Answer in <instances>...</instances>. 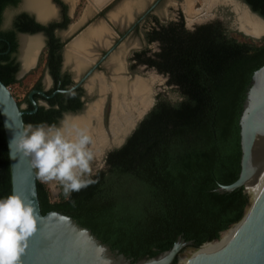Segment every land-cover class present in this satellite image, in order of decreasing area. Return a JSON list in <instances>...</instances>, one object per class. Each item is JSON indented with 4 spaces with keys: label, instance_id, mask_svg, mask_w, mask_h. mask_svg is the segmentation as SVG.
<instances>
[{
    "label": "trees",
    "instance_id": "obj_1",
    "mask_svg": "<svg viewBox=\"0 0 264 264\" xmlns=\"http://www.w3.org/2000/svg\"><path fill=\"white\" fill-rule=\"evenodd\" d=\"M52 1L60 9L59 21L41 24L24 12L5 31V11L21 0H0V80L11 90H23L25 98L18 104L25 105V112L34 111L29 98L33 91L48 97L63 91L49 99L34 95L39 109L24 116L25 125L58 124L85 108L84 90H71L75 86L71 74L63 73L65 43L57 34L75 18L65 2ZM242 2L264 20V0ZM155 23L159 29L147 34L146 40L149 46L159 44V51L151 54L147 47L136 53L132 68L144 66L164 76L180 100L172 102L158 94L152 110L125 143L108 152L105 168L92 177L98 182L73 192L71 200L64 198L61 187L53 198L39 178L37 184L43 216L57 212L74 219L132 264L172 250L179 238L192 243L185 249L195 252L218 242L252 204L244 188L223 194L219 188L233 185L241 174L240 120L252 78L264 67V38L231 31L220 20L189 30L182 14L176 22L161 25L155 18ZM18 34L46 38L39 64L29 73L31 77L41 72L32 85H25L28 75L18 79L22 70ZM46 74L53 81L49 89L44 85ZM9 195L10 162L0 115V198ZM183 253L173 264H179Z\"/></svg>",
    "mask_w": 264,
    "mask_h": 264
},
{
    "label": "water",
    "instance_id": "obj_2",
    "mask_svg": "<svg viewBox=\"0 0 264 264\" xmlns=\"http://www.w3.org/2000/svg\"><path fill=\"white\" fill-rule=\"evenodd\" d=\"M245 8L256 19L264 23V20L254 14L247 5ZM240 32L245 36H250L243 31ZM251 37L261 40L264 35ZM29 72L21 70L18 79ZM48 79L52 83L49 76ZM79 86L78 84L71 90ZM62 92L58 90L48 97L44 92L33 91L29 98L34 111L25 112L23 107H19L11 89L0 80V115L7 146L13 133L18 134L22 131L25 125L24 116L35 114L38 111L39 106L34 101V95L39 94L49 99ZM152 108L153 105L144 116ZM6 122L11 126V130L5 128ZM240 127L241 174L233 185L219 188L222 194L240 188H244L248 194H251V190L259 185L264 176V67L252 78ZM9 162L12 195L20 197L26 203H31L38 221V230L28 241L26 253L21 257V264H132L131 260L124 255L114 253L109 246L103 244L90 230L80 226L74 219L57 212L43 216L38 196V177L29 159L18 155L16 160L9 159ZM232 229L236 230L232 238L221 247L209 249L200 254L201 249L209 245L206 244L187 260H179V264H264V188L257 197L252 198L248 212ZM191 245L192 243L179 238L172 250L156 258L141 260L134 264H173L182 250Z\"/></svg>",
    "mask_w": 264,
    "mask_h": 264
},
{
    "label": "rangeland",
    "instance_id": "obj_3",
    "mask_svg": "<svg viewBox=\"0 0 264 264\" xmlns=\"http://www.w3.org/2000/svg\"><path fill=\"white\" fill-rule=\"evenodd\" d=\"M113 1H115V0H113ZM162 1H161V3L159 1L160 4L158 3L155 5V6L158 5V7L160 8V11H157V13L159 15H164L163 17H166V18H168V20H170V19L175 18L174 14L177 12V10L178 11L179 10L184 11L185 17H186V24H187L188 29H190V30H193L194 27L197 26L198 24H206V23L211 22L213 20L220 19V20H224L227 22V25L229 26V29L231 31H235V32H239V33H241L240 31H244L247 34H250L251 36L258 37V36H255L254 34L250 33L249 31H251V29L249 27L245 26L242 23V20H240L241 14L239 15V13H241V12H240V10H237V8H238V6H240V9H243V8L245 9L244 3L240 0H180V1L179 0H169V1H164L163 3H162ZM67 2L71 5L72 13L78 7V16L75 17L74 22L70 27V30L61 35L63 38H67L69 36V34L71 32H73V29L79 24L80 21L87 19L86 17L83 18V15H85V13H89L90 11H95V9L89 3L88 0H67ZM110 2H108L105 5V7L107 5H109ZM39 3L43 4L42 6L47 5L46 12L41 10V9L39 10L40 12L38 10H35V6L37 8H40ZM51 5L52 4L50 3V0H48V1H46V0H23L22 3L17 8H8L5 11L2 29L7 30V29L12 28L13 21L19 13L31 12V10H33V12H36V14L40 15L41 17L46 18V19H44L45 22H49L50 20H56L57 18H60L58 10L56 11V14L54 16L49 17V15L47 14L48 13L47 10L50 11L51 9H53L52 8L53 6H51ZM229 9L232 11V13L234 12V15L229 12ZM222 11L223 12L225 11L227 13L226 16H223V13H221ZM53 12L55 13L54 10H53ZM99 25H103V24L100 23ZM109 31H110L109 32L110 36H112V37L116 36L117 37V35L114 34L112 29ZM262 35H264V33ZM262 35H260V36H262ZM251 36H247V37L252 38ZM252 39L257 40V38H252ZM102 40H104V38H102L101 41ZM20 41H21L20 49H19L20 52L18 55H19V60L22 64V71L25 70V72H28V71L31 72L34 69H36L38 64H39V60H40V57L42 55V51L45 47V42H46L45 37L42 34H38L35 36L26 35V36L20 37ZM134 45L137 48L141 46V44L138 43V40L136 41V43H134ZM154 48H155V51H158L156 46H154ZM119 56H121V54H119ZM66 57H67L66 63H68L69 58H68V56H66ZM119 64L122 67H124L126 64V59H125V61H124V59H120ZM125 68L127 69V66H125ZM139 69L140 70H138V72L135 73V76H133V77H135L134 80H136L138 78L146 80V82L148 83V85L151 88V94H150L151 99H150V101H153L154 98H156V96L160 93L165 94L166 97L172 102H177L180 100V96L178 95V93L175 92V90L173 88H170L167 86V78L159 75L157 72L151 71L150 69H148L147 67H144V66H141ZM122 70H123V74H124L123 77L126 75L125 77H126L128 83H130L131 81H134V80L130 79V75L127 76V72L125 69H122ZM29 73L26 74L24 77H20L19 79H24L27 75L28 76L30 75ZM40 73L41 72H39L37 75L31 76V77L29 76L27 78V80L25 81V85L26 84L27 85L34 84L37 81L38 77L40 76ZM119 79H120L119 77L113 78L112 79L113 85L117 84L119 82ZM44 85L46 86L47 89L51 88L52 83H51L50 79H47L46 82H44ZM102 89H104V88H102ZM11 91L14 94L17 102H20L25 98L26 94L22 93V91H23L22 89L15 87ZM101 94H102L101 97L103 99L105 98V100L107 99L108 102L106 105L102 106V108L98 114L94 113V111L97 110L96 109L97 107L95 106V104L93 105V103H90L89 106L93 105L95 107V108L93 106L91 107V109H93V111L90 115H89V113L87 114V112L89 111V109L87 108L88 110H86L85 112H82L78 115L77 114L71 115V117H67L69 122L72 123L75 120L89 118L90 121L92 122L91 123L92 128L95 129L97 126L93 124L94 120H97L99 122V119L104 116V114L107 110V107L111 108L113 106V111H114V107H115V101H114L115 94L114 93L108 94V93L102 92ZM116 96L118 97V95H116ZM130 96L125 95L123 97L121 96V98H119L120 97L119 96L118 98L121 99L119 101V104L126 103L127 105L128 104L134 105V102H133L134 97H132V94H130ZM128 97H130V98H128ZM129 100H131V101H129ZM155 101H153V103ZM23 109H25V105H23ZM113 111L112 110L110 111V115H111V113L113 115ZM130 112H131V114H133L132 116L131 115L130 116L134 119L135 115H134V112L132 111V109ZM143 117H144V115H143ZM111 118H113V117L109 116V121H108L109 123H108L107 127L104 125L103 119H102L103 123L100 124L101 125L100 126L101 131L104 134L105 144H104V147L101 149L100 153H98L97 149L94 146V150L97 153V160L93 164V175H95L98 171L103 170L105 168V159H106L108 152H110L113 149L121 147L125 143L126 139L136 129V126L138 125V121L141 117L138 118L137 121H135L132 124L131 129L125 135H123V136L121 135L120 137L115 136V134L111 130V120H110ZM105 124H106V122H105ZM93 145H94V140H93ZM46 185L49 187L53 198H56L60 193V186L54 182L50 183V184H46ZM226 234L227 233L223 234L222 238L224 236H226ZM183 250H184V253L180 256V259H179L180 261H185L188 258H190L193 254L196 253L194 250H190V249H187V250L183 249Z\"/></svg>",
    "mask_w": 264,
    "mask_h": 264
},
{
    "label": "clouds",
    "instance_id": "obj_4",
    "mask_svg": "<svg viewBox=\"0 0 264 264\" xmlns=\"http://www.w3.org/2000/svg\"><path fill=\"white\" fill-rule=\"evenodd\" d=\"M69 96L74 95L68 92ZM5 128L11 130L6 122ZM9 159H29L42 183L58 184L66 200L98 181L93 179L97 160L93 138L85 127L69 123H28L9 141ZM74 204L75 202L72 201ZM38 230L35 209L16 195L0 198V264H21L28 241Z\"/></svg>",
    "mask_w": 264,
    "mask_h": 264
},
{
    "label": "flooded vegetation",
    "instance_id": "obj_5",
    "mask_svg": "<svg viewBox=\"0 0 264 264\" xmlns=\"http://www.w3.org/2000/svg\"><path fill=\"white\" fill-rule=\"evenodd\" d=\"M22 1L23 0H21V3H22ZM62 1L65 2L70 7L69 15L71 18L74 19L76 13L73 16L71 5L67 2V0H62ZM159 1L161 3L162 0H155V4L150 6L143 13L140 12L142 10L140 4L139 3H138V5L135 4V7L133 9L132 18L130 19L129 16L124 15L125 24L122 27L121 24L119 26L113 24V22L111 21V15H112V13H117L118 11L123 9V6L127 3V0H115L112 3L110 2V4L107 5L105 8H103L101 11L95 10V11H90L89 13H85V17L87 19L80 21L79 24L73 29V32H71L67 38H63L61 35L65 32H68L73 23L69 26V28L66 31H62V32L57 33L58 36L60 37V39L62 40V42L65 43L64 51H63V59H64L63 73L67 72V73L71 74L72 81L74 82L75 86L79 84L80 86L78 88H82L85 92V96L82 98V100L85 101V108H84L83 112H85L88 109L90 110L94 104L95 105H101V108L103 105L107 104V102H108L107 99L105 100V98L103 99L101 97L102 92L108 93V94H113V93L115 94V91H116L115 96L118 95V97L120 96L119 98H121V96L122 97L125 96V91H127L126 95L130 96L131 93L128 92V90L131 89L133 84L137 83L139 80L143 81V79H139V78L134 80L135 77H133V76H135V73L138 72V70H140L139 68L141 66H139L134 71L132 66L136 62L133 61L132 58L134 57V55L136 53L142 52L147 47L151 50V54H155L159 51V44L154 43V44L149 46L147 43V40H146L147 34L151 33L155 29H157V30L159 29L157 23H155V18H157V20L160 22L161 25H165L168 22L178 21L180 18V14H182L184 17L185 23H186V17H185L184 11H180V10L178 11L177 10V12L174 14L175 18L170 19V20H168V18H166V17H163L164 15H159L157 13V11H160V8L158 7V5L155 6L156 4L159 3ZM164 1H169V0H163L162 3ZM240 1H242V0H240ZM50 3L56 8V10H58V13L60 16V9L54 4V2L52 0H50ZM244 5L246 6V4H244ZM110 6H112L110 8V10L105 12V10L107 8H109ZM17 7H15V8H17ZM11 8H13V7H11ZM104 12H105V14H103ZM229 12L232 13V11L230 9H229ZM22 13H24V12H22ZM221 13H223V16H226V14H227L225 11L224 12L222 11ZM19 14H21V13H19ZM232 14L234 15V12ZM60 18H61V16H60ZM60 18H58L57 21H59ZM36 20H37V18H36ZM217 20H220V19H217ZM213 21H216V20H213ZM213 21H211V22H213ZM220 21H224V20H220ZM38 22L41 24H48V23L53 22V21H49V22H45V23H42L40 21H38ZM100 23H102V24L106 23L107 26L109 27V29L110 30L112 29L114 34L117 35V37L116 36L112 37L109 34L106 38H104V40H102V41L100 40L99 42L92 44L90 49H88L87 52L84 54V59H85L84 64H81L82 62L77 61L76 58H74V57H71L70 61L68 63H66V58H67L66 56H68L67 54H68V52H70L72 42H74V41L80 42L81 41L80 39H83V38L88 39L89 35L91 33V30L94 29L95 26L98 27ZM208 23H210V22H208ZM200 25H203V24H198L197 26H200ZM197 26H195V27H197ZM186 27H187V24H186ZM195 27H194V29H195ZM18 36H19V34H18ZM137 40H138V43L141 44V46L138 48L135 47V45H134V43H136ZM45 41H46V38H45ZM45 46H46V42H45ZM154 46L157 47L158 51H155ZM19 49H20V47H19ZM43 51H44V49H43ZM43 51H42V53H43ZM19 52H20V50H19ZM119 54H121V56H119ZM120 59H124V61L126 59L127 65L125 64V66H127V69L125 68V66L122 67L119 64ZM78 66H80L79 69H77ZM121 68L125 69L127 72V76L130 75V79L134 80V81H131L130 83H128L127 79L125 77L126 75L123 77L124 74H123V70ZM151 71L154 72V70H151ZM48 76L49 75L46 74V76L44 78V82H46V80L48 79ZM117 77H119L121 80L119 79V82L117 84H114L115 85L114 86L112 83V79L117 78ZM124 83H125V85L123 86ZM52 86H53V81H52ZM122 87H124V88H122ZM148 87L150 88L149 85H148ZM102 88H104V89H102ZM123 89H124V91H123ZM118 90H120V91H118ZM150 90H151V88H150ZM118 97L116 96V100L114 98L115 106L118 105V102L121 100ZM130 97H128V98H130ZM150 99H151V96H150ZM155 100H156V98H154L153 101H155ZM153 101H150L149 108L152 105L154 107L156 101L154 103H153ZM90 103H93V105L89 106ZM111 110L113 111V106L111 108L107 107V110H106L104 116L102 118L99 117L100 119L98 118L100 123L97 120H94L93 124L97 126L96 128H100V126H101L100 124L103 123L102 119L104 121V125L106 127L108 126L109 116L113 117L112 113L110 115ZM88 112H87V114H88ZM71 115H75V114H69V115H67V117L71 116ZM144 117H142V118H144ZM110 120L112 121V118ZM140 120L141 119H139L138 124L143 119L141 121ZM135 121H137V118L135 119ZM105 122H106V124H105ZM130 129H131V127L125 132V134ZM125 134L123 133L122 136Z\"/></svg>",
    "mask_w": 264,
    "mask_h": 264
},
{
    "label": "bare ground",
    "instance_id": "obj_6",
    "mask_svg": "<svg viewBox=\"0 0 264 264\" xmlns=\"http://www.w3.org/2000/svg\"><path fill=\"white\" fill-rule=\"evenodd\" d=\"M108 1L109 0H90L89 2L92 3L91 5H93L94 8H99L100 6H103V4L105 2H106L105 4H107ZM237 10H240V12H241V13H239V15L241 14L240 20H242V23L251 29V31H249V32L254 34L255 36L260 37V35H262L264 33V23H262L260 20L256 19L254 16H252L246 10V8L240 9V6H238ZM248 35H250V34H248ZM124 85H125V83L123 84V86ZM122 88H124V87H122ZM118 91H120V90H118ZM123 91H124V89H123ZM128 92H130L132 94V97H134V99H133L134 105H130V104L127 105L126 103H123V102H122L123 104H119V102H118L119 105H116L114 108V111H113V118L111 121V130L115 134V136H118V137L121 136L123 133L125 134V132L132 126L135 119L142 117L148 111V108L150 106L151 90L144 81L139 80L137 83L133 84V86L131 87V89L128 90ZM115 94H116V91H115ZM126 94H127V91H125V95ZM115 99H116V96H115ZM129 101H131V100H129ZM95 106H97L96 109L97 110L99 109V110L94 111V113L98 114L101 110V105H95ZM131 109L135 115L134 119L131 117L133 115L130 112ZM92 111H93V109L89 110V112H88L89 115H90V113H92ZM69 123H71V122H69ZM91 123L92 122L90 121V119L86 118V119L75 120L71 124L77 125L79 127L87 128L89 130L92 138H94L93 140H94L95 148L97 149L98 153H100L101 149L104 147V144H105L104 134L101 131V128H96V129L92 128ZM263 188H264V176L260 180L259 185H257L254 190H251L250 193H251L252 198L257 197L261 193ZM235 231H236L235 229H232L230 232H227L226 236H224L220 241L210 243L209 245L204 246L201 249L200 254H202L206 250L221 247L223 244H225L227 241H229L232 238Z\"/></svg>",
    "mask_w": 264,
    "mask_h": 264
},
{
    "label": "crops",
    "instance_id": "obj_7",
    "mask_svg": "<svg viewBox=\"0 0 264 264\" xmlns=\"http://www.w3.org/2000/svg\"><path fill=\"white\" fill-rule=\"evenodd\" d=\"M110 1H112V0H109L108 2H110ZM105 3L103 4V6L106 5ZM138 3L140 4V6L142 8V10L140 12L143 13L150 6H152L153 4H155V0H127V3L123 6V9H121L117 13H112V15H111V21L113 22V24L114 25H118V26L121 24L122 27H123L124 24H125L124 15L125 16H129L130 19H131L132 18V14H133V9L135 7V4L138 5ZM39 4H40V8H37L35 6V10H38L39 11L41 9V10H43V11L46 12L47 5L46 6H42L43 4H41V3H39ZM90 4H92V3H90ZM51 6H53V5H51ZM103 6H100L99 8H94V7L93 8L95 10L96 9L97 10L98 9L100 10ZM9 8H11V7H9ZM52 8L53 9H51L50 11L47 10V12H48L47 14L49 15V17L54 16L56 14V11H57L56 8L54 6ZM53 10L55 11V13L53 12ZM26 13H29V14L35 16L38 21H40L42 23H45L44 19H46V18L41 17L40 15L36 14V12H33V10H31V12H26ZM75 13H76V10L73 12V16H74ZM84 17H85V15H83V18ZM57 20H58V18L56 19V21ZM50 21H55V20H50ZM12 28H13V25H12ZM12 28L7 29V30H11ZM7 30H5V31H7ZM109 30L110 29H109V27L107 26L106 23L103 24V25H99L98 27L95 26L94 29L91 30V33H90L88 39L83 38V39H80L81 40L80 42H78V41L77 42H75V41L72 42L70 52H68L69 61H70V58L71 57H74V58H76L77 61L82 62L81 64H84V62H85L84 54L87 52L88 49H90V47L92 46V44H95V43L99 42L102 38H106L110 34L109 33ZM22 36H26V35L19 34V36H18L19 46H20V43H21L20 37H22ZM79 67L80 66H78L77 69H79ZM143 81L146 83V80H143ZM146 84L148 85V83H146Z\"/></svg>",
    "mask_w": 264,
    "mask_h": 264
}]
</instances>
